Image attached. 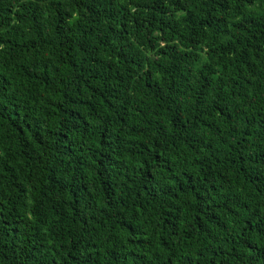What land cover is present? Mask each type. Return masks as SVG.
Wrapping results in <instances>:
<instances>
[{"label": "trees", "instance_id": "1", "mask_svg": "<svg viewBox=\"0 0 264 264\" xmlns=\"http://www.w3.org/2000/svg\"><path fill=\"white\" fill-rule=\"evenodd\" d=\"M0 264H264V0H0Z\"/></svg>", "mask_w": 264, "mask_h": 264}]
</instances>
